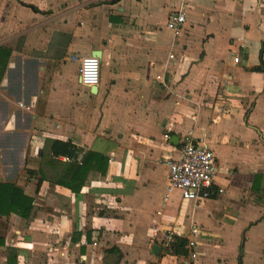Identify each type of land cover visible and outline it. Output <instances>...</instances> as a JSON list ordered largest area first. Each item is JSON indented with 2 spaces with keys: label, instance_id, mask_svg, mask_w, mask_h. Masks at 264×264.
I'll return each mask as SVG.
<instances>
[{
  "label": "crops",
  "instance_id": "obj_1",
  "mask_svg": "<svg viewBox=\"0 0 264 264\" xmlns=\"http://www.w3.org/2000/svg\"><path fill=\"white\" fill-rule=\"evenodd\" d=\"M170 1L162 27L165 0H0V183L34 199L28 218L1 207L0 264H182L161 237L188 243L195 225L191 264H264V0ZM98 50L93 90L74 56ZM188 135L218 161L199 202L167 190L165 160ZM53 139L77 159L53 157ZM89 151L105 171L79 192L58 183Z\"/></svg>",
  "mask_w": 264,
  "mask_h": 264
},
{
  "label": "built area",
  "instance_id": "obj_2",
  "mask_svg": "<svg viewBox=\"0 0 264 264\" xmlns=\"http://www.w3.org/2000/svg\"><path fill=\"white\" fill-rule=\"evenodd\" d=\"M185 22V13L183 11L174 12L168 18L167 26L178 34L183 23ZM173 58L174 55L170 54ZM79 61V77L80 82L85 86H97L100 82L101 61L98 56H74ZM235 61H239L235 57ZM169 168L168 191L179 190L183 200H193L199 202L210 198L213 191L214 176L217 171L218 161L214 152L203 145L200 141H196L190 135L186 136L179 149L177 157H171L165 160ZM223 191V189H219ZM158 231L154 232V237H158ZM199 228L195 225L190 229L187 243V256L183 259L182 264H191L197 259L199 244L198 234ZM181 236L176 230H167L163 233L161 241L168 245L173 243L177 237ZM32 249L33 244L27 245ZM86 254H80L78 258L85 260Z\"/></svg>",
  "mask_w": 264,
  "mask_h": 264
},
{
  "label": "trees",
  "instance_id": "obj_3",
  "mask_svg": "<svg viewBox=\"0 0 264 264\" xmlns=\"http://www.w3.org/2000/svg\"><path fill=\"white\" fill-rule=\"evenodd\" d=\"M33 10H37L34 6ZM11 55V49L0 46V83L4 71L8 64V59ZM50 148L53 157L67 156L77 159L78 147L71 141H62L53 139L50 141ZM108 157L102 153L94 151L85 152L81 159L74 163H67L64 175L57 180L58 183L68 186L74 192H79L84 185L87 175L91 168H99L105 171L108 163ZM39 182H41L39 180ZM8 201L11 204V210L28 218L33 208V197L24 194L20 187L14 184L0 183V212H3L1 207ZM187 240L184 237H177L172 243V252L175 254H187ZM10 264H14L11 262Z\"/></svg>",
  "mask_w": 264,
  "mask_h": 264
},
{
  "label": "rangeland",
  "instance_id": "obj_4",
  "mask_svg": "<svg viewBox=\"0 0 264 264\" xmlns=\"http://www.w3.org/2000/svg\"><path fill=\"white\" fill-rule=\"evenodd\" d=\"M132 1H134V0H132ZM165 1L166 2H163L162 4L159 2V7L155 13L157 25L162 26V27H163V25H165V19H166L165 16H166L167 8L172 4V1H170V0L169 1L165 0ZM126 3L129 4L128 1ZM166 4H168V7L163 9L162 7L165 6Z\"/></svg>",
  "mask_w": 264,
  "mask_h": 264
},
{
  "label": "water",
  "instance_id": "obj_5",
  "mask_svg": "<svg viewBox=\"0 0 264 264\" xmlns=\"http://www.w3.org/2000/svg\"><path fill=\"white\" fill-rule=\"evenodd\" d=\"M93 55L100 57L101 56V52L99 50L98 51H94ZM92 88H93V90H96V85L92 86ZM151 250H152V253L159 254L160 251H161V246H159L157 244H153Z\"/></svg>",
  "mask_w": 264,
  "mask_h": 264
}]
</instances>
